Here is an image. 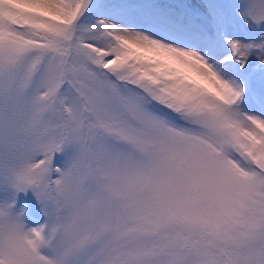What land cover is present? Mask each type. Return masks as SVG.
Listing matches in <instances>:
<instances>
[{
	"label": "rangeland",
	"instance_id": "rangeland-1",
	"mask_svg": "<svg viewBox=\"0 0 264 264\" xmlns=\"http://www.w3.org/2000/svg\"><path fill=\"white\" fill-rule=\"evenodd\" d=\"M60 1L38 3L67 21L79 7L73 23L54 25L39 12L58 13L0 3V264H179L187 256L169 261L179 245L198 255L191 264H264V130L239 103L221 99L234 95L211 90L201 76L211 70L237 89L240 78L216 66L194 74L167 67L168 58L123 43L128 35L90 9L128 0ZM131 1L155 3L140 11L148 37L181 14L200 42L216 45L213 53L228 56V43L234 64L247 65L264 95V0ZM30 28L51 41L30 38ZM49 47L60 52L43 62L24 55ZM161 47L169 58L183 55ZM79 53L126 79L107 81ZM132 82L155 99L135 93ZM231 144L258 163L254 173L238 168ZM90 241L97 246L89 249Z\"/></svg>",
	"mask_w": 264,
	"mask_h": 264
},
{
	"label": "bare ground",
	"instance_id": "bare-ground-1",
	"mask_svg": "<svg viewBox=\"0 0 264 264\" xmlns=\"http://www.w3.org/2000/svg\"><path fill=\"white\" fill-rule=\"evenodd\" d=\"M11 1H15V3L17 2L16 4H19L21 7L24 6V5H29V7H25V8L29 9V10H31L33 12H39V11H42V10H45V11L48 10V11H51L53 13H58L57 17H55V14L53 15V14L49 13L50 15H47L48 14L47 12H39V13H42V14L47 13L45 15H47L49 17H55V18L59 19L58 18L59 15L63 16L62 12L59 13L58 11H56L53 8L44 7L42 4L38 3V1H42V0H36V1L31 0L30 2H33V5H31L32 3L27 2V0H11ZM61 19L62 20H66L64 18H61ZM171 21L173 22L171 24H177L176 22H174L173 19H171ZM121 24H122V27H123V23H121ZM124 26H127V24H124ZM123 28L124 29L119 28L118 30H121L124 33H126L128 35V36H126L128 39L127 40L123 39V41L120 38H118V37H117V39H119L123 43H125V44H127V45H129V46H131L133 48H136L135 47L136 45H134L133 42L137 43L139 45L138 49H140L142 52H144L145 55H147L148 57H151V58L153 57V58H156L158 60L161 59V61H163L164 59L168 58L169 61L167 62V65H166L167 67L168 66L180 67L181 69H185V70H187V72H189L191 74H194L193 71H190V70H195V69L199 70V69H201V66H205V68L211 69V68H213L215 66V62L210 57V55L205 54L200 48H198L197 40L201 38V33L198 32V31H195L194 29H192V31H191V47L192 48H191V51H189V50L181 49L179 47L171 49L168 46H165V45H162V44H158V43L154 44V43H150V42H143V41L141 42V40L139 41L134 36L129 34V28H127V27H123ZM206 42H207V40H206ZM158 45L165 46L168 49L176 51L177 53H181L180 55H182V54L183 55H182V57H180L179 55L175 54V55H173V57L169 58V57L166 56L168 54L165 52V50L162 49V47L158 46ZM210 45L216 46L215 44H210ZM193 48H197V49L194 50ZM223 48H224L223 50H225V48L229 49V48H232V46H230L228 43H225ZM215 49H217V48H215ZM196 52H197V54H196ZM192 54L204 56V58L207 60V62H205L204 64L203 63L198 64L197 60L193 59ZM207 71H208V74L202 75L201 78L204 76V78L207 81V83L209 84L208 86L211 88V90H216V89L224 90V92L227 93L228 96L229 95L230 96L233 95V91L230 89V87H227L225 84H223L221 82V80H219V78H220L219 76L215 78V76H213L211 74V72H210L211 70H207ZM227 98H229V97H227ZM229 99H227V100H229ZM221 157L224 158V155L222 154ZM241 171L243 172V170H241Z\"/></svg>",
	"mask_w": 264,
	"mask_h": 264
},
{
	"label": "trees",
	"instance_id": "trees-1",
	"mask_svg": "<svg viewBox=\"0 0 264 264\" xmlns=\"http://www.w3.org/2000/svg\"><path fill=\"white\" fill-rule=\"evenodd\" d=\"M236 23V22H235ZM33 35H35V37L37 38V39H40L41 41H44V42H50L51 41V39H50V37H48V36H46V35H44V34H37V33H34L33 32ZM49 51H53L54 53L55 52H57V53H59L60 52V49L59 48H56V47H49V48H46V49H43L42 51H41V53L39 54V56H37L38 58L39 57H42V56H44L45 54H47ZM24 55L25 56H33V55H31L30 53H29V51H25L24 52ZM34 57H36V56H34ZM70 63V62H69ZM35 64H38V63H35ZM68 64V63H67ZM36 68V67H35ZM253 82H254V84H256V80H255V78L253 79ZM258 88V87H257ZM133 89L134 90H136V92H138V93H140V91L138 90V88L135 86V87H133ZM62 91H64V90H62ZM67 91V90H66ZM59 95V94H58ZM61 97V96H60ZM53 99H55L54 101H55V103H57L58 101H56L57 99H58V96H55ZM52 100V99H51ZM50 99L48 100V102H50L51 101ZM59 100V99H58ZM159 105H162V103H159ZM63 112H64V109H63V107H62V105L59 107V113L60 114H62L63 115ZM146 158L148 159V157H147V155H146ZM184 253V250H179L178 251V255L179 254H183Z\"/></svg>",
	"mask_w": 264,
	"mask_h": 264
}]
</instances>
